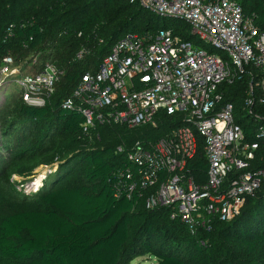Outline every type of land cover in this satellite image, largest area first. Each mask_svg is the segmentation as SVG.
<instances>
[{"label":"trees","instance_id":"1","mask_svg":"<svg viewBox=\"0 0 264 264\" xmlns=\"http://www.w3.org/2000/svg\"><path fill=\"white\" fill-rule=\"evenodd\" d=\"M28 1L0 0V37L4 34L0 54L12 55L16 66L40 53L43 61L54 63L65 74L44 107L14 97L17 118L4 130L0 163L9 168L25 161L27 152L45 148L46 154L58 130L67 139L49 159L52 163L55 154L61 153L59 160L64 161L37 195L42 208L9 211L0 222L1 258L10 264H127L146 253L157 264H264V187L247 198L234 220L212 222L211 232L200 229L196 236L181 220L171 218V208L149 210L145 199L115 198L114 185L124 164V154H118L117 148L158 140L180 124L178 116L160 113L157 127L98 126L89 136L82 131L83 115L64 107L63 100L81 77L96 72L117 41L128 33L167 29L160 23L165 17L129 0H37L24 9ZM240 4L246 14L264 23V0H240ZM13 22L16 30L10 26ZM8 29H12L9 39L5 38ZM174 32L186 41L193 38L188 30ZM83 48L89 54L78 61ZM250 84L247 76L223 85L222 90L225 102L235 106V120L244 130L245 141L259 144L252 162L257 169L264 167V135L259 134L264 127V104L259 103L261 90L255 84L252 114L245 108ZM49 122L52 128L46 127ZM41 125L46 130L35 149H22ZM200 140L187 169L198 185H204L209 164ZM80 146L88 149L77 150ZM79 167L84 170L82 181L61 186Z\"/></svg>","mask_w":264,"mask_h":264},{"label":"built area","instance_id":"2","mask_svg":"<svg viewBox=\"0 0 264 264\" xmlns=\"http://www.w3.org/2000/svg\"><path fill=\"white\" fill-rule=\"evenodd\" d=\"M129 1L185 22L192 40L168 28L126 34L96 72L81 77L64 107L83 115L82 131L89 136L98 126L157 127L160 113L178 116L180 124L158 140L117 148L124 164L114 196L145 199L149 210L171 208V218L186 224L192 236L200 229L209 233L212 222L234 220L247 198L264 187V167L252 168L259 144L245 141L235 106L225 102L222 90L249 76L245 108L252 114L255 84L264 104V23L246 14L240 0ZM88 54L83 48L76 59ZM31 58L28 70L17 73L14 81L26 104L44 107L65 73L40 53ZM3 62L5 73L15 68L13 57ZM259 134L264 135V127ZM199 140L209 164L204 185L187 169Z\"/></svg>","mask_w":264,"mask_h":264},{"label":"rangeland","instance_id":"3","mask_svg":"<svg viewBox=\"0 0 264 264\" xmlns=\"http://www.w3.org/2000/svg\"><path fill=\"white\" fill-rule=\"evenodd\" d=\"M35 2H37V0H29L24 4V9L31 7L35 4ZM160 23L161 26H166L168 29L172 30L182 31L189 29V26L185 22L178 19L164 18ZM10 26L14 28V26H17L16 22H13V24H10ZM3 36L4 34H2L0 38L2 39ZM9 36H12V34H5V38H11ZM7 56H3L0 54V152H2L1 144L2 137L4 136V130H8V124L11 121H16L14 119L17 118V116H14V109L16 107L14 97L19 96L20 89L14 79L17 78V73H22L23 69H25V71L28 70L29 64L32 59L26 58L23 62L18 63L16 66H14L15 68L9 69V72L5 73L3 59ZM11 73L15 74V76H13V74ZM47 126L49 128H52L51 122H49V125L47 124L46 127ZM46 127L41 125L39 130L35 132L31 137H29V141L22 149H35L41 138L40 135L41 133H44ZM64 133L65 132L63 130H58L55 138L47 145L46 154L43 153L45 148L41 151H34L33 153L27 152V159L25 161H19L18 164H16L15 166H10L9 168H4L7 167L4 162L0 163V222L9 211H14L22 208H42L41 200L39 199V197H37V195L39 194L40 190L44 188V183L48 181L50 176L56 174L60 170V166H62L61 164L64 160L62 161L59 159H62L60 158V156H62L63 154H55V160L52 161V163L49 159H51L54 153L60 152V148L61 146H63V141L67 139ZM79 139L77 138V140ZM80 149L88 148L86 146H80L77 148V150ZM19 150L20 148L16 149L15 151ZM66 150L67 149H65V152ZM32 154H35V157L33 158L34 160L28 161L29 157L33 156ZM83 175L84 170L82 167H79L73 175L68 177L61 184V186L80 183L83 179ZM10 263L11 262L4 260L0 256V264ZM127 264H157V259L155 257H150L149 255L144 253L142 256L132 257Z\"/></svg>","mask_w":264,"mask_h":264}]
</instances>
